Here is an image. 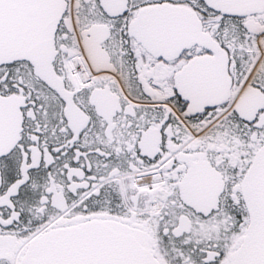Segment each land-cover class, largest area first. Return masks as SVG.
<instances>
[{
	"label": "snow or ice",
	"instance_id": "1",
	"mask_svg": "<svg viewBox=\"0 0 264 264\" xmlns=\"http://www.w3.org/2000/svg\"><path fill=\"white\" fill-rule=\"evenodd\" d=\"M0 264H264V0H0Z\"/></svg>",
	"mask_w": 264,
	"mask_h": 264
}]
</instances>
